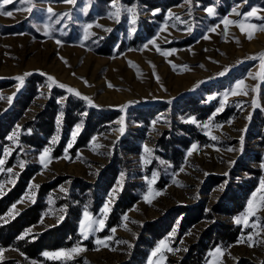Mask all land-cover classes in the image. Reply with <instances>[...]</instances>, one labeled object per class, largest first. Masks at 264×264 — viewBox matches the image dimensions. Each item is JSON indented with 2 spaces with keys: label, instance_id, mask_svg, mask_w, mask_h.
Returning <instances> with one entry per match:
<instances>
[{
  "label": "rangeland",
  "instance_id": "rangeland-1",
  "mask_svg": "<svg viewBox=\"0 0 264 264\" xmlns=\"http://www.w3.org/2000/svg\"><path fill=\"white\" fill-rule=\"evenodd\" d=\"M146 1L118 0L124 8L136 9L135 24L127 12L121 13L119 22L109 18L108 13L114 10L111 0H76L75 5L64 0H32L31 13L24 10L25 5L13 0L0 9V13L12 12V16L0 14V82L9 83L0 90V120L15 112L9 122L11 130L6 143L0 144L5 160L0 166L4 169L0 171V198L15 185L24 168L35 165L40 168L24 195L13 204L15 208L12 205L0 216V226L36 202L41 184L58 178L64 179L44 197L46 207L41 219L24 230L23 239L34 241L36 236L62 223L68 214L67 204L81 212L73 244L44 250L37 259L28 258L15 247L0 246V264L9 261L10 264H150V261L151 264H172L170 261L181 260L214 222L238 227L240 234L235 243L218 245L220 253L214 252L217 247L207 251L205 264H238L243 260L264 264V190L258 191L264 180V167H261L264 164V69L261 67L264 0H150L151 4ZM162 4L172 5L153 8ZM253 7L258 9L256 14L246 16ZM48 8L55 13L51 19ZM208 8H213V15L208 14ZM225 19L233 23H225ZM241 22L244 31L239 26ZM88 24L93 27L88 29L90 35L85 38L84 28ZM45 25L49 26L50 36L44 34ZM162 28L165 30L161 31ZM56 40L61 43L57 44ZM152 40L155 45L149 43ZM157 46L170 54L161 55ZM221 72L225 74L220 76ZM48 75L56 83L49 81ZM18 76L31 77V80L24 78L21 85L15 79ZM241 80L243 86L236 89ZM61 83L89 97L95 106L60 88ZM231 90L240 94H229L225 100L224 94ZM186 92L187 96L181 97ZM24 93H29L31 99L22 110L16 101ZM253 100L258 106L253 105ZM193 101L212 109L208 113L192 114ZM222 101L224 108L218 112ZM99 106L120 112L95 123L101 116ZM44 111L53 114L54 129L48 145L39 150L26 145L21 137L30 133L23 129L24 125L36 126L37 116ZM66 113L76 120L68 131L64 124ZM122 116L123 134L118 123ZM189 119L196 123H186ZM89 121L94 126L91 140L75 154L70 153ZM205 124L207 128L203 127ZM182 125L193 126V134L204 138L193 143L198 146L197 151L188 156L191 145L179 163L174 164L159 141L164 136L165 139L185 136L188 132L180 128ZM65 133L63 154L54 158L53 150ZM10 136L13 139H8ZM211 136L217 139L213 141ZM145 146L151 150L150 155L145 153ZM45 148L50 149L51 157L47 168L39 161ZM228 148L233 151H227ZM142 157L150 162L145 164ZM111 166H116L118 173L112 187L104 193L98 186L104 183V173ZM245 167L253 172L244 170ZM154 173L149 204L144 196L148 193L147 181ZM126 186L138 201L121 215L113 227L116 231L112 232L113 228L107 229L106 223ZM81 187L88 189L81 192ZM155 192L162 194L157 196ZM232 197L241 199L242 208L238 213L214 212L216 205ZM250 199L254 216L248 212ZM99 200L100 206L94 212ZM109 201L110 210L105 215L102 209ZM226 204L231 205L229 201ZM197 206H202L203 213L212 218L187 229L186 220L190 218L184 220V214L178 216L175 212ZM85 211L93 219L105 221L103 228L90 234L87 240L80 235L81 222L84 221L86 228L90 223L84 219ZM172 213V219L169 218L172 228L146 249L141 262L135 250L144 228L167 219ZM239 217L246 220L242 219L238 225L235 220ZM181 226L184 232L179 236ZM97 239L104 244H96ZM162 241L166 247L153 256ZM77 245L85 250L74 253L71 258L43 255L70 251Z\"/></svg>",
  "mask_w": 264,
  "mask_h": 264
},
{
  "label": "trees",
  "instance_id": "trees-1",
  "mask_svg": "<svg viewBox=\"0 0 264 264\" xmlns=\"http://www.w3.org/2000/svg\"><path fill=\"white\" fill-rule=\"evenodd\" d=\"M151 4L152 1H146ZM172 5V4H171ZM171 5L165 6L155 5L153 8L159 7H170ZM150 31V29H149ZM135 39L133 42H136ZM29 78L31 77H24ZM9 83L7 81L0 82V90L8 87ZM187 92L183 93L181 97H186ZM31 96L29 93H24L16 101L17 105L22 108V110L28 107ZM189 103V102H188ZM187 103V104H188ZM191 112L192 114H202L205 112H210L211 107L208 105H199L198 101H193ZM98 110L100 115L95 123H98L102 119L111 116L114 117L119 114L120 110H115L110 107L99 106ZM141 112V111H140ZM15 114L11 111L5 119L0 120V144L6 143V137L10 133L11 125L9 122L12 121V117ZM38 123L36 126L31 127V123H26L23 127L24 130H30L28 134L23 135L21 141L26 145L42 149L45 145H48V138L53 133L54 117L50 111H44L37 116ZM76 120L70 118L69 113H66L64 118L65 130L68 131L74 124ZM93 123L89 121L86 124L85 129L80 134L77 142L71 148L70 153L75 154V152L86 146L93 136ZM181 129L187 130L185 136H172L169 139H165L166 136L162 137L159 141V145L162 146L163 150L170 154L169 159L172 163L178 164L182 159L184 151L189 149L196 141H201L204 137L200 134H193V126H180ZM66 134V133H65ZM165 134H168L167 132ZM67 140V134L62 138L58 145L53 150V157L58 158L62 156L63 149ZM1 147V146H0ZM0 158H2V151L0 148ZM40 170L39 166H29L24 168L19 174L18 180L15 185L0 198V216L5 214L8 209L17 202L26 192L30 180L33 176ZM246 171H251L248 167H245ZM118 170L116 166L109 167L104 173V183L99 185L98 188H103L104 193H106L113 185L115 177L117 176ZM64 178H58L52 183H43L38 189V198L36 202L27 207L21 214L15 217L9 223L0 226V246L1 247H15L24 253L28 258L37 259L41 256L44 250L57 249L65 245H70L74 243V239L77 238V221L81 216V212L77 207H70L67 204L68 214L66 218L59 225L46 230L39 236H36L34 241L29 242L28 239H19L24 230L32 225L39 223L42 212L46 207L44 202V197L48 195L52 190H54ZM77 182V181H76ZM75 182V184H76ZM75 184L72 185V189L75 190ZM79 184V182H77ZM88 188L81 187V192H84ZM128 186L124 187L118 201L115 203L112 209L108 221L106 223V228L111 229L116 226L119 222L121 215L126 213L134 203L138 201V197L133 195L129 190ZM245 191V189H244ZM226 201L231 203L230 206L226 204ZM82 203V201H81ZM101 200L96 203V208L93 209L94 212L97 211L100 206ZM242 208L241 199L239 197H232L230 199H224L221 203L214 207V212L224 213L225 215H232L238 213ZM81 209V208H80ZM202 206H197L196 208L182 209L178 212V216L184 214V220H186L187 229L194 226L201 220L205 218H212L211 216L203 213ZM171 215L165 220H160L158 222H152L146 225L142 235H140V242L136 246L135 256L140 258V261L145 258L147 252L146 249L153 246V244L162 239L167 232L172 228L173 222L169 221ZM172 219V218H171ZM186 229V230H187ZM180 235L184 232L183 227H180ZM165 232V233H164ZM240 234V229L233 227L232 225L224 222H214L211 226L205 229L200 236L197 238V242L191 245L185 254V256L179 261H170L172 264H205V258L207 251L217 247L218 245L225 243L231 244L235 243ZM30 239V238H29ZM140 262V263H141ZM2 264H10L9 262H4ZM130 264V263H127ZM238 264H252L247 260L240 261Z\"/></svg>",
  "mask_w": 264,
  "mask_h": 264
},
{
  "label": "snow or ice",
  "instance_id": "snow-or-ice-1",
  "mask_svg": "<svg viewBox=\"0 0 264 264\" xmlns=\"http://www.w3.org/2000/svg\"><path fill=\"white\" fill-rule=\"evenodd\" d=\"M13 0H0V9H3L4 5L6 4H9V3H12ZM17 3H20V4H23L25 5L24 7V10L31 13V11L33 10V7H34V4L32 2V0H16ZM65 3H68L70 5H75L76 3V0H64ZM245 2H247V0H245ZM111 7L112 9H114L113 11H110L108 13V16L109 18H114L116 20V22H119V19H120V16H121V13L122 12H127L131 15V23L132 24H135L136 23V9L134 7H127V8H124L123 6H121L119 3H118V0H111ZM19 10V9H18ZM235 12V9L233 10ZM258 11V9L256 7H253L251 8V10L249 12H247L245 15L246 16H253L254 14H256V12ZM207 12L209 15H213L214 14V10L213 8H208L207 9ZM47 13H48V18L51 19L52 16L55 15V13L53 12V10L51 8H48L47 9ZM0 14H4V15H7V16H12V12L11 11H8V12H5V13H0ZM237 15H240V13H236ZM66 16H69V19L71 18L69 14H65ZM178 19V18H177ZM60 20L57 19L56 23H59ZM225 23H233L232 21H229L227 19H225L224 21ZM97 27H101L100 25H96ZM240 28H241V31H244V26H243V23L241 22L239 24ZM91 27H93L92 24H88L85 26L84 28V33H85V38H87L90 33L88 32V29H90ZM249 27H255L254 25H251L249 24ZM165 29H161V31H164ZM105 31H110L109 29H105ZM189 31H191V29H189ZM212 31H215V29H212ZM44 34L45 35H51L50 34V31H49V26L48 25H45L44 26ZM204 39H208V36H204L203 37ZM248 38L251 39V35L249 34L248 35ZM56 43L57 44H60L61 42L59 40H56ZM149 43L155 45V40H152V41H149ZM145 47H147V45H145ZM157 52H160L161 55H164V56H167L169 55L170 53L169 52H163L161 51V49L157 46L156 48ZM252 59H256V57H252ZM176 66L173 65V68H175ZM186 67V66H185ZM261 67L262 69H264V53L261 54ZM225 74V72H221L219 73L220 76H223ZM25 75H30V73H26ZM41 75H46L44 73H41ZM15 79H17L20 84L22 85L23 84V81H24V77L23 76H18V77H15ZM47 79L49 81H51L52 83H56L54 77L48 75L47 76ZM158 79V77H157ZM86 83V81H85ZM243 81H239L235 88L236 89H240L242 86H243ZM60 88H66V90L69 92V93H73L74 95L78 96L79 98H81L82 100H85L87 101L88 105L89 106H95L92 102V100L87 97V96H83L81 93H79L78 91L72 89L71 87H67L65 86L64 84H59L58 85ZM112 85L109 84V87H111ZM49 87H51V85H49ZM229 94H232V95H236V94H240L238 93L236 90H231L230 93H225L224 94V98L225 100L227 99L228 95ZM246 94V93H245ZM11 100V98H9V101ZM253 105L254 106H258L257 105V102L255 100H253ZM224 108V102L222 101L221 104H220V108L217 109V111H222ZM84 115H87V113H84ZM249 119L251 117H248ZM186 123H196V121L194 119H189V120H186L185 121ZM57 123H59V119L57 121ZM118 123L121 125L120 129H119V132L121 134L124 133V117L122 116L120 118V120L118 121ZM209 123H211V121H209ZM203 127L207 128L208 127V124H205L203 125ZM16 133H13V136H15ZM13 136H10L8 137V139H13ZM73 137H75V133H73ZM211 139L213 141H215L217 139L216 136H211ZM241 139V150H242V145H243V137L240 138ZM56 142V138H53L52 140V143H55ZM71 144L68 145V148H71ZM99 147V145L97 146ZM198 149V146L193 144L192 147H191V150L187 153L188 156H191L193 154V152L197 151ZM217 151H219V149H216ZM144 151L145 153H148L150 155V152L151 150L145 146L144 148ZM227 151H233L232 148H228ZM66 152H67V149H66ZM143 161L145 164L149 163L150 161L145 158V157H142ZM51 160V157H50V149L49 148H45L43 150V152L40 154L39 156V161L40 163L45 167L47 168V165L48 163L50 162ZM5 164V160L0 158V166L4 165ZM21 167H23V165L21 164L20 165ZM261 167H264V164L261 165ZM0 171H4V169L0 168ZM7 172H11L12 169H6ZM180 171H183V169H181ZM155 178H156V174L154 173L153 174V178L151 180H148V193L144 196V199L146 202H148L149 204L151 203V199H150V195L153 193V189H152V184L154 183L155 181ZM121 181L124 179L123 176H121ZM175 183V181H174ZM0 187H2V185H0ZM36 187L38 188L39 186L36 185ZM260 190H264V180L261 181V185H260V188L258 189V191ZM162 193L161 192H155V195H161ZM253 197H255V193L253 194ZM111 201H109L108 203H106L104 205V208L102 209V212L106 215L108 213V211L110 210L109 209V204H110ZM13 208H15V205H13ZM248 212L250 215H255V211L253 210V202L252 200L250 199L249 202H248ZM84 219L89 221L90 223L88 224L87 228L85 227L84 225V221L81 222V230H80V235L82 237L83 240H87L89 239V235L92 234V233H95L96 231H99L103 228L104 226V219H93L89 213L87 211L84 212ZM242 219L246 220V217H239V218H236L235 220V223L236 224H241L242 222ZM124 220H127V216L124 217ZM112 232H115L116 229L113 228L111 229ZM174 234V233H173ZM24 236H21L20 239H23ZM238 242H244V241H238ZM96 244H104V241L103 240H100V239H97L95 241ZM107 247V245H105ZM251 246V245H250ZM166 247L165 243L162 241L160 243V245L157 247V249L155 251H153L152 255L155 256L157 252H159L161 250V248H164ZM85 249H83L82 247H80L79 245H77L76 247L72 248L70 251H58V252H54V253H49V252H45L43 253V255L45 257H55V258H60V257H68V258H71L72 255L74 253H78L80 251H84ZM169 251H173L172 249H168ZM215 253H220L221 252V249L219 247H217L215 250H214ZM213 253H210L209 255H212ZM0 256H2V253H0ZM150 264H151V261H150Z\"/></svg>",
  "mask_w": 264,
  "mask_h": 264
}]
</instances>
